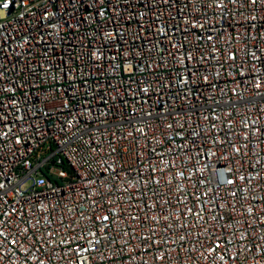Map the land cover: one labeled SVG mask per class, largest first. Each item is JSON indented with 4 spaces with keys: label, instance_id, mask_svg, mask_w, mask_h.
<instances>
[{
    "label": "built area",
    "instance_id": "built-area-1",
    "mask_svg": "<svg viewBox=\"0 0 264 264\" xmlns=\"http://www.w3.org/2000/svg\"><path fill=\"white\" fill-rule=\"evenodd\" d=\"M0 264H264V0H0Z\"/></svg>",
    "mask_w": 264,
    "mask_h": 264
}]
</instances>
